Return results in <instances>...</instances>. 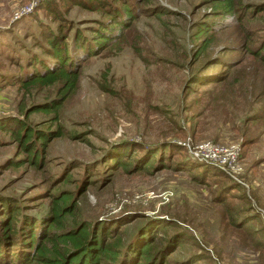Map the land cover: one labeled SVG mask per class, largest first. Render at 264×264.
I'll list each match as a JSON object with an SVG mask.
<instances>
[{"label": "rangeland", "instance_id": "rangeland-1", "mask_svg": "<svg viewBox=\"0 0 264 264\" xmlns=\"http://www.w3.org/2000/svg\"><path fill=\"white\" fill-rule=\"evenodd\" d=\"M210 1L0 0L1 218L6 201L15 205L18 220L38 221L48 196L62 189L73 192L78 222L102 221L108 227L135 219L121 228L175 222L207 255L186 264H264V65L244 50L237 23L218 22ZM241 1L264 5V0ZM122 5L130 17L112 20L111 11ZM113 21L120 22L121 32L96 45L98 32L107 33ZM248 26L254 34L250 47H261L264 10ZM206 27L213 38L197 54L200 39L194 35ZM54 38L74 66L75 88L65 94L58 84L20 88L21 67L29 70L33 55L47 62L48 40ZM52 101L57 108L47 113L31 108ZM246 117L256 121L243 124ZM16 124L33 133L40 154L36 167L15 140ZM53 131L58 136L39 145L37 138ZM200 142L246 143L235 195L223 171L200 162L205 171L211 168L206 173L189 162L194 159L185 145ZM141 146V157L147 148L159 150L155 159L144 158L151 169L128 174L111 164L112 158L129 163L128 154L131 158L133 147ZM64 178L70 181L61 183ZM0 234L10 241L0 264H17L8 254H15L22 235ZM193 251V246L178 248L164 264H179L177 254Z\"/></svg>", "mask_w": 264, "mask_h": 264}, {"label": "trees", "instance_id": "trees-1", "mask_svg": "<svg viewBox=\"0 0 264 264\" xmlns=\"http://www.w3.org/2000/svg\"><path fill=\"white\" fill-rule=\"evenodd\" d=\"M97 3L106 2L105 0H97ZM210 4L211 10L215 12V16H219L220 18L218 20L219 23L224 20H228V24L232 25L237 23L238 28H241V34L246 44L244 50L248 51L253 59H259L261 66L264 65V56L260 54L264 50V43L259 48L252 49L250 47V39L253 38L254 34L251 32L252 28L248 26L249 21L253 20L257 14L264 10V5L254 7V5H250L249 3H242L241 0H211ZM127 8L128 6L122 5L119 8L114 7L113 10L111 9L110 14L112 15L110 16L112 20H118L121 15L129 18L130 10ZM213 22L214 20L210 23ZM111 24V27L106 28L107 33L103 31L98 32L100 36L94 38L96 45L110 42L112 39L111 33H114L115 36L121 32L119 21H116V23L113 21ZM229 26L225 25L224 27ZM208 27L198 28L194 35V39H200L197 54H201L211 44L213 36L210 33L211 29L208 30ZM77 38L75 35L74 40ZM47 45L49 46L48 56L50 59L46 62L44 59H39L38 55H33L28 60L29 63H27L29 70L26 69L27 67L25 68L26 64L21 67L22 73L20 72L21 76H18L20 81L19 86L28 90L33 87H51L58 84L61 94L69 93L76 86L77 74L73 69L74 66L70 61V57L67 56L66 47L58 44L55 38L54 40H48ZM44 51L42 50L43 54ZM24 73L26 74L24 75ZM217 80L222 82L225 80V77L223 76ZM57 105L58 103L52 101L51 104H42L41 106L37 105L31 108L34 111L47 113L50 110H55ZM250 118H244L243 124H246L248 121H256L253 117ZM16 125L18 127L15 129V140L17 143H20L23 152H26V162L34 167L38 166L40 154L37 153L35 144L32 142L33 133L28 131V128L24 125ZM51 134L58 136L59 133L57 131L43 133L44 137L37 138L39 145ZM245 144L242 142L240 148L242 149ZM133 148L131 158L129 154L126 158L129 163L116 162V159L111 157V162L115 160L111 164H115L122 172L128 174L151 169V165L148 166V162L144 161V158L152 155V159H155L158 156L159 150L157 148H147L142 153L143 157H141L143 147ZM135 148H137L136 151ZM239 160H242L241 151ZM189 162H191L194 169L204 166V172L207 173V171L211 170V168H208L205 171V164L199 161L190 159ZM223 175L230 186H232L229 189L230 194L235 195L234 190L239 189L240 186L225 174ZM69 181L70 178H64L61 183H68ZM88 182H93V179ZM79 190L80 187H78L76 193L81 194ZM71 193L73 192L69 193L62 189L52 192L48 196L49 202L44 216L43 218H39L38 221L24 217L18 220L20 215L16 211L15 205H9L8 207L6 201L4 202L6 207L1 210L4 218L0 217V232H5L7 238H12L16 234L22 235L21 239H18L19 241L16 243L17 249L15 254H10L9 251V258L12 257L11 259L13 260L17 258L19 260L17 264H164L169 254L175 252L178 248L187 246H193L195 251L186 255L177 254L181 255L179 256L180 258L176 259L179 264H186L191 260H205L207 258V255L193 241L189 240L184 229L179 227L175 222L166 219L153 221L152 224L146 226H139L141 224L136 223L134 226L123 228H121L122 225L135 221V219L118 225H116V221H113L114 223L112 222L108 227L101 223L102 221L78 222L75 219V212L78 209L77 203ZM113 220H120V218ZM17 222H19V225H17ZM154 229H156V232L152 231ZM159 230L161 234L157 235ZM6 244H10V241L6 243L0 234V260L2 262L3 260H7L5 258L7 255L4 252L5 249L3 250Z\"/></svg>", "mask_w": 264, "mask_h": 264}, {"label": "built area", "instance_id": "built-area-1", "mask_svg": "<svg viewBox=\"0 0 264 264\" xmlns=\"http://www.w3.org/2000/svg\"><path fill=\"white\" fill-rule=\"evenodd\" d=\"M185 146L194 160L220 169L228 178L240 184L242 167L239 162V145H216L210 142H200L194 146L187 144Z\"/></svg>", "mask_w": 264, "mask_h": 264}]
</instances>
